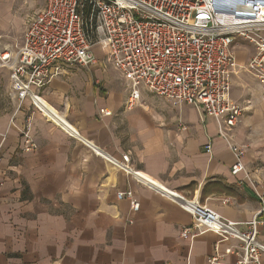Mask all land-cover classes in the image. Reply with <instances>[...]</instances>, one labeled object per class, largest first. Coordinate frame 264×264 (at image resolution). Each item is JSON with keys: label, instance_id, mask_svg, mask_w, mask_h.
<instances>
[{"label": "crops", "instance_id": "crops-1", "mask_svg": "<svg viewBox=\"0 0 264 264\" xmlns=\"http://www.w3.org/2000/svg\"><path fill=\"white\" fill-rule=\"evenodd\" d=\"M27 2L18 14L0 13L2 29L32 18L34 2ZM235 42L230 97L244 111L232 140L244 149L245 166L237 175L213 119L144 90L128 107V80L98 45L96 64L66 66L32 89L59 123L28 97L20 101L9 71L0 69V264H205L218 237L208 229L193 239L179 235L192 222L179 197L198 200L246 233L261 207L249 177L264 193V87L244 68L254 46ZM30 141L36 149L24 151ZM125 154L136 176L111 161ZM128 191L131 199H118ZM258 233L264 246V226ZM228 245L219 244L220 251ZM236 261L233 254L223 260Z\"/></svg>", "mask_w": 264, "mask_h": 264}, {"label": "built area", "instance_id": "built-area-1", "mask_svg": "<svg viewBox=\"0 0 264 264\" xmlns=\"http://www.w3.org/2000/svg\"><path fill=\"white\" fill-rule=\"evenodd\" d=\"M45 2L28 21L18 46H3L0 36V69L9 71L12 91L20 101L28 97L31 105L49 118L41 109L46 106L32 89L49 84L66 66L96 64L92 48L98 45L107 62L128 80V107L139 101L142 90L176 108L191 106L201 119L209 117L216 123L218 136L235 159L230 173L245 174L244 149L232 140L244 111L230 97L236 71L233 47L235 39L254 46L255 55L244 68L264 87V0ZM178 127L185 129L182 124ZM24 136L30 139L27 132ZM211 148L207 144L208 154ZM35 149L30 141L24 151ZM111 161L124 174L136 176L129 154ZM249 181L261 207L245 223L246 233L237 228L240 223L225 219L198 200L179 197L192 220L179 235L193 239L200 230L208 229L218 237L214 255L205 264H224V257L231 254L237 257L236 264H261L264 246L257 237L264 226V197L255 181L250 177ZM117 197L131 199L132 192H119ZM131 207L133 211L139 208L134 201ZM224 243L231 245L221 252L219 244Z\"/></svg>", "mask_w": 264, "mask_h": 264}, {"label": "rangeland", "instance_id": "rangeland-1", "mask_svg": "<svg viewBox=\"0 0 264 264\" xmlns=\"http://www.w3.org/2000/svg\"><path fill=\"white\" fill-rule=\"evenodd\" d=\"M28 0H0V13H3L5 11L7 12H11L14 11L16 14H18V11H22L24 9H26V7L29 6ZM34 5L32 7V11L30 13L32 16L38 11L40 10V8L44 5L43 0H33ZM30 7H28L29 9ZM30 16V17H32ZM24 18V17H23ZM27 18L19 20L20 23H18V25L16 24L15 28L16 30L11 31L12 29V24H8L6 25L5 28H1L0 26V36L2 37L1 39V44L3 46H10V47H16L20 44L22 37H23V31L25 29V24L27 23ZM236 42H238V40H236ZM235 42V43H236ZM244 42H241L240 44H242ZM243 117V116H242ZM242 120V118H241ZM241 122V121H240ZM260 195L264 197V193L259 189L258 190ZM263 193V195H262Z\"/></svg>", "mask_w": 264, "mask_h": 264}, {"label": "bare ground", "instance_id": "bare-ground-1", "mask_svg": "<svg viewBox=\"0 0 264 264\" xmlns=\"http://www.w3.org/2000/svg\"><path fill=\"white\" fill-rule=\"evenodd\" d=\"M44 106H46V104H44ZM47 108L45 109V108H43V107H41V109H42V111L49 117V118H52L54 121H56V122H61V120H59V118H58V116L56 115V113L53 111V109L52 108H49L48 106H46ZM64 121V120H63ZM67 126V125H66ZM64 128V127H63ZM66 129V128H65ZM140 176H142L141 174H140ZM148 178V177H147ZM148 179H150V178H148Z\"/></svg>", "mask_w": 264, "mask_h": 264}]
</instances>
